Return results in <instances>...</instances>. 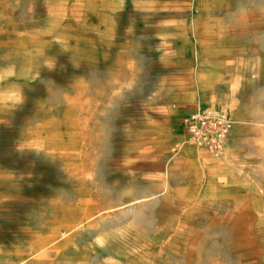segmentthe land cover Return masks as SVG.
I'll return each mask as SVG.
<instances>
[{
	"label": "rangeland",
	"instance_id": "1",
	"mask_svg": "<svg viewBox=\"0 0 264 264\" xmlns=\"http://www.w3.org/2000/svg\"><path fill=\"white\" fill-rule=\"evenodd\" d=\"M0 264H264V0H0Z\"/></svg>",
	"mask_w": 264,
	"mask_h": 264
},
{
	"label": "built area",
	"instance_id": "2",
	"mask_svg": "<svg viewBox=\"0 0 264 264\" xmlns=\"http://www.w3.org/2000/svg\"><path fill=\"white\" fill-rule=\"evenodd\" d=\"M186 122L189 134L198 145L223 153L232 128L225 109L208 107L204 111L192 113Z\"/></svg>",
	"mask_w": 264,
	"mask_h": 264
},
{
	"label": "bare ground",
	"instance_id": "3",
	"mask_svg": "<svg viewBox=\"0 0 264 264\" xmlns=\"http://www.w3.org/2000/svg\"><path fill=\"white\" fill-rule=\"evenodd\" d=\"M208 107H217V108H218V106H215V105H209V106H206V107H203V108H200V109L196 110V112L204 111V110L207 109ZM198 147H199V146H198Z\"/></svg>",
	"mask_w": 264,
	"mask_h": 264
},
{
	"label": "crops",
	"instance_id": "4",
	"mask_svg": "<svg viewBox=\"0 0 264 264\" xmlns=\"http://www.w3.org/2000/svg\"><path fill=\"white\" fill-rule=\"evenodd\" d=\"M209 105H213V104H209Z\"/></svg>",
	"mask_w": 264,
	"mask_h": 264
}]
</instances>
